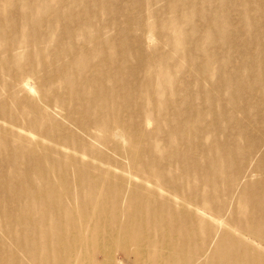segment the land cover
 Returning a JSON list of instances; mask_svg holds the SVG:
<instances>
[{"label":"bare ground","instance_id":"bare-ground-1","mask_svg":"<svg viewBox=\"0 0 264 264\" xmlns=\"http://www.w3.org/2000/svg\"><path fill=\"white\" fill-rule=\"evenodd\" d=\"M119 255L264 264V0H0V264Z\"/></svg>","mask_w":264,"mask_h":264},{"label":"rangeland","instance_id":"rangeland-1","mask_svg":"<svg viewBox=\"0 0 264 264\" xmlns=\"http://www.w3.org/2000/svg\"><path fill=\"white\" fill-rule=\"evenodd\" d=\"M133 15L137 16V12H135ZM163 49H164V50H163ZM161 52H162V53H168V52L171 53V52L169 51V48H168L167 46H163V48L161 49ZM166 67H169V66H166V65H164V66H160V67L153 66V67L151 68V70H152L154 73H157L160 69H163V68H166ZM213 81H215V80H213ZM118 257H119V259H121V260L124 262V264H130V261L123 260V256H122V255H119Z\"/></svg>","mask_w":264,"mask_h":264}]
</instances>
